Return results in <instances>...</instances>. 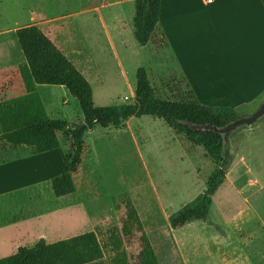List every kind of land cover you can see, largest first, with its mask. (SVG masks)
<instances>
[{
  "label": "crops",
  "instance_id": "crops-1",
  "mask_svg": "<svg viewBox=\"0 0 264 264\" xmlns=\"http://www.w3.org/2000/svg\"><path fill=\"white\" fill-rule=\"evenodd\" d=\"M15 1L18 0H0V14L4 12L3 3L7 8L18 7ZM35 1L36 9L39 6L42 9L62 0ZM134 2L103 0L100 6L80 12L52 17L42 12L24 24L0 28V135L4 127L25 124L26 112L49 118L40 94L45 86L38 87L31 79L22 51L14 40L17 29L37 26L84 76L76 64L83 61L82 49L60 22L96 10L102 27L108 32L100 10L116 8L117 12L109 15L114 23L115 14L128 5V14L133 19ZM163 37L166 45L160 47ZM150 43L155 45L158 69L168 64L169 70L180 73L201 105L237 111L252 106L250 109L256 110L264 100V0H161L157 29ZM148 44L140 47L148 48ZM123 72L126 81L125 69ZM263 120L264 117L247 128ZM97 129L101 130L94 128L90 134ZM59 140V148L34 155L21 151L25 148L13 150L0 144V259L15 254L19 247H32L40 239L51 244L94 232L82 192L76 185L75 192L66 196L56 197L53 192L52 179L66 167L64 144L61 137ZM260 147L246 152L234 150L230 185L227 172L213 196L216 217L222 227L210 220V225L204 223L220 227L216 229L221 236L230 238L231 247L222 253H230L231 264H264V140ZM2 150L12 155L2 158ZM16 153L19 155L15 156ZM238 175L236 182L234 178ZM239 197L247 204V210L230 209ZM65 208L75 213V225L72 223L67 231L46 232L37 228L39 222L51 219Z\"/></svg>",
  "mask_w": 264,
  "mask_h": 264
},
{
  "label": "rangeland",
  "instance_id": "rangeland-1",
  "mask_svg": "<svg viewBox=\"0 0 264 264\" xmlns=\"http://www.w3.org/2000/svg\"><path fill=\"white\" fill-rule=\"evenodd\" d=\"M35 2L18 0L15 1L18 5L16 8H7V4L3 3L0 28L24 24L42 12L46 17L80 12L100 6L103 0L54 1L51 5H44V9H40V6L36 9ZM122 7L123 11L119 10L115 14L114 23H111L109 15L116 13V8L100 10L108 32L102 27L96 10L79 13L60 22L66 26L72 41L82 49L83 61L76 64L90 80L94 104L106 107L132 103L138 68L147 71L151 86L160 98H174L177 89H186L184 78L180 73L169 70L168 64L158 69L155 45L149 43L148 48L144 49L138 46L133 37L128 5ZM123 69L127 73L126 81ZM40 92L49 118L62 119L69 127L81 123L78 102L63 87L45 86ZM250 108L238 111L241 117L255 110ZM263 134L264 120L253 128L242 127L233 132L225 147L231 160L234 150L246 152L261 148ZM85 139L88 148L74 176V183L82 192L86 211L103 247L107 264L114 257L113 234L119 235L121 249L130 261L139 250L140 233L136 232L135 227L131 228L132 235L122 234L126 199L135 208L143 232L152 244L160 264H231L230 253H222L225 248L231 247V240L222 237L217 230L222 224L216 217L215 197L208 220L220 227L214 225V228L198 221L172 229L169 224L171 216L194 202L205 190L213 164L202 148L187 142L161 120L151 117L133 118L121 127L97 129L92 134L87 131ZM62 143L66 149L68 138L62 137ZM10 154L2 150V158ZM230 167L227 170L229 185L232 176ZM238 179L239 175L235 176L236 182ZM245 192L249 194L248 189ZM239 198L238 202L230 205V209L247 210V204ZM74 219V211L65 208L51 219L39 222L37 228L46 232H63L72 223L75 225Z\"/></svg>",
  "mask_w": 264,
  "mask_h": 264
},
{
  "label": "trees",
  "instance_id": "trees-1",
  "mask_svg": "<svg viewBox=\"0 0 264 264\" xmlns=\"http://www.w3.org/2000/svg\"><path fill=\"white\" fill-rule=\"evenodd\" d=\"M161 0H135L132 19L133 37L143 47L150 43L157 29ZM16 40L26 61L31 79L38 86L63 87L78 102L82 121L69 127L62 119L40 117L26 112L27 121L13 128L3 129L0 144L9 149L25 148L31 154H40L61 146L59 137L68 138L64 158V172L52 179L56 197L75 192L74 176L87 151L85 134L94 128L103 130L121 127L131 118L151 117L161 120L172 132L183 136L187 142L202 148L213 164L203 194L169 218L172 229L192 222L209 224L208 216L212 197L221 187L231 164V156L223 147L220 134L213 131L192 130V125H211L222 128L241 117L233 108L201 105L192 91L177 89L172 99L160 98L151 86L144 68L136 70L132 103L120 106H96L92 89L86 78L62 54L53 42L37 27L26 26L15 31ZM166 45L164 37L159 46ZM264 97V91L262 93ZM125 220L122 234L132 235L131 228L139 232V250L130 261L121 249L118 234H113L109 264H160L154 248L143 232V226L130 200L124 201ZM0 264H107L104 250L96 232L83 233L48 244L43 239L32 247H19L15 254L0 259Z\"/></svg>",
  "mask_w": 264,
  "mask_h": 264
},
{
  "label": "water",
  "instance_id": "water-1",
  "mask_svg": "<svg viewBox=\"0 0 264 264\" xmlns=\"http://www.w3.org/2000/svg\"><path fill=\"white\" fill-rule=\"evenodd\" d=\"M264 117V100L258 106L256 110H254L250 115L240 117L237 120L229 123L228 125L222 128H216L211 125H192L190 124V128L192 130H204V131H213L217 134H220L223 139V147H226L228 143L229 136L235 132L236 130L242 127H251L253 126L258 120Z\"/></svg>",
  "mask_w": 264,
  "mask_h": 264
},
{
  "label": "built area",
  "instance_id": "built-area-1",
  "mask_svg": "<svg viewBox=\"0 0 264 264\" xmlns=\"http://www.w3.org/2000/svg\"><path fill=\"white\" fill-rule=\"evenodd\" d=\"M210 1V0H209Z\"/></svg>",
  "mask_w": 264,
  "mask_h": 264
}]
</instances>
